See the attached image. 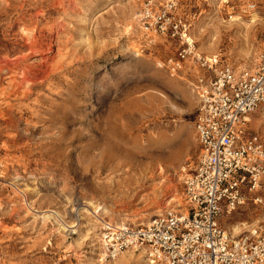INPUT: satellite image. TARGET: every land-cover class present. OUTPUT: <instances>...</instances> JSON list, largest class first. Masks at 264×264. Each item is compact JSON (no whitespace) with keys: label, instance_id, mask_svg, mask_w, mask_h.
Returning <instances> with one entry per match:
<instances>
[{"label":"rangeland","instance_id":"obj_1","mask_svg":"<svg viewBox=\"0 0 264 264\" xmlns=\"http://www.w3.org/2000/svg\"><path fill=\"white\" fill-rule=\"evenodd\" d=\"M146 1L0 0V264H147L99 260L92 205L131 225L183 210L196 97L164 66L176 40L140 28ZM172 2L201 54L240 69L264 52V0ZM249 126L264 135V115ZM263 220L249 201L221 224Z\"/></svg>","mask_w":264,"mask_h":264},{"label":"built area","instance_id":"obj_2","mask_svg":"<svg viewBox=\"0 0 264 264\" xmlns=\"http://www.w3.org/2000/svg\"><path fill=\"white\" fill-rule=\"evenodd\" d=\"M137 16L148 38L178 43L164 66L171 77L191 76L199 151L183 180L184 212L140 225L103 221L98 258L142 249L149 264H264V220L236 236L221 224L249 201L264 211V135L249 126L254 113L264 115V52L240 69L201 54L172 0L160 8L148 0Z\"/></svg>","mask_w":264,"mask_h":264},{"label":"bare ground","instance_id":"obj_3","mask_svg":"<svg viewBox=\"0 0 264 264\" xmlns=\"http://www.w3.org/2000/svg\"><path fill=\"white\" fill-rule=\"evenodd\" d=\"M39 13V12H38ZM239 18V17H238ZM253 18H255V14H253ZM238 20V19H237ZM33 42V41H32ZM34 43V42H33ZM35 47V46H34ZM51 47V46H50ZM30 48H32V47H30ZM50 49V48H49ZM30 50V49H29ZM37 51V50H36ZM37 75V74H36ZM250 121H251V119H250ZM92 207H93V211H97V210H102V213L101 214H103V215H105V216H102V217H100V216H98V220H99V222H102V224H103V221L104 220H108L109 222H105L106 224H110V225H116V226H119L120 224H125V222H126V220L125 219H122V218H114V217H112L111 215H109L108 213H107V211L105 210V208L104 207H100V206H97V205H92ZM184 209V208H183ZM183 212H184V210H182ZM104 217H107L108 219H105ZM104 219V220H103ZM110 222H116L115 224H112V223H110ZM117 222H119V224H117ZM131 223H135V221L133 220V222H131ZM149 223V222H148ZM147 224V223H146ZM137 225H140V224H137ZM233 232L234 233H230V234H232V236H235V234L238 232V233H241L242 231H241V228H239L238 226H234L233 227ZM229 233V232H228ZM139 250H141L142 252H143V250L142 249H139ZM100 251V250H99ZM100 253V252H99ZM98 253V254H99ZM144 253V252H143ZM99 260L100 261H102L100 258H99ZM147 264H149L148 263V261L146 262Z\"/></svg>","mask_w":264,"mask_h":264}]
</instances>
